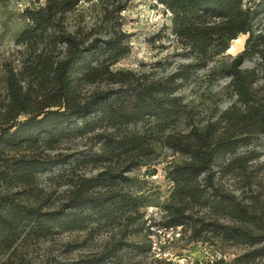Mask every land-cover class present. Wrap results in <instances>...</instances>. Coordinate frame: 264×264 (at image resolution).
<instances>
[{"label":"trees","instance_id":"trees-1","mask_svg":"<svg viewBox=\"0 0 264 264\" xmlns=\"http://www.w3.org/2000/svg\"><path fill=\"white\" fill-rule=\"evenodd\" d=\"M80 1L25 8L17 63L0 62V264H115L128 246L125 233L71 260L30 262L16 250L62 232L94 236L138 220L147 237L156 232L151 227L179 226L190 241L244 247L218 264H264V164L257 162L264 155V0H160L187 59L160 76L115 66L131 50L115 19L127 0L104 2L105 36L66 28ZM245 34L240 52L216 61ZM249 59L254 65L243 66ZM201 70L210 83L228 79L230 100L198 117L180 90ZM157 146L183 159L169 166L168 199L159 220L148 222L149 205L128 190L129 173L148 165ZM42 177L55 189L46 192Z\"/></svg>","mask_w":264,"mask_h":264},{"label":"rangeland","instance_id":"rangeland-1","mask_svg":"<svg viewBox=\"0 0 264 264\" xmlns=\"http://www.w3.org/2000/svg\"><path fill=\"white\" fill-rule=\"evenodd\" d=\"M105 1L81 0L73 12L66 14V28L73 31L78 26H83L86 30L94 29L99 35L105 36L110 26L109 23L101 21L102 6ZM44 2L45 0H0V62L11 60L17 63L19 56L17 51L22 47L15 43V36L27 25V21L21 14L25 8H35ZM115 19L120 23L122 30L128 34L131 48L130 53L121 58L116 67L155 72L157 76H160L171 72L178 63L187 60L181 55L180 46L170 34L169 14L164 10L160 0H127L125 9ZM259 26L264 28V18L261 19ZM246 37V34L240 35L237 41L233 40L229 49L216 61L229 60L240 52ZM254 62L255 59L245 60L243 66L251 67ZM206 72L199 71L195 81L180 90L184 99L196 109L198 117L206 116L216 105L226 106L230 100L224 90L228 79L220 78L210 83L206 78ZM2 77L3 72H0V91L3 86ZM78 148L79 150L88 149L89 144ZM181 159H183L181 154L174 153L166 147L157 146L156 153L148 160V165L135 168L129 173L134 181L129 184L128 190L141 194L144 203L149 205L145 208V216L149 208L157 212V215L155 213L146 217L148 222H150L149 218L159 220L163 210L162 205L167 201L171 187L166 172L170 165ZM257 162L264 164V155ZM84 173L90 175L94 171L86 170ZM40 181L46 192L55 189L54 185L44 177ZM221 183L226 188H231V181L228 178L223 179ZM61 190L59 189V192ZM144 226L138 220L127 227L100 231L94 236H89L86 232H62L48 239L23 244L16 250V255L18 259L23 257L30 262L45 261L47 258L71 260L99 252L108 241L115 242L121 238L122 233H125L124 239L127 240L128 246L119 251L121 261L114 263L152 264L156 256L147 247L151 242L148 241L149 237ZM180 233L183 237L178 239L167 237L163 232L150 233L153 241L161 246L159 253H162V260H165L157 261V264H166V262H169L168 264H218L217 260L220 258L231 263L232 259L244 250L243 246H229L222 244L219 240H215L214 243H211V240L190 241L187 237L188 231L182 229Z\"/></svg>","mask_w":264,"mask_h":264},{"label":"built area","instance_id":"built-area-1","mask_svg":"<svg viewBox=\"0 0 264 264\" xmlns=\"http://www.w3.org/2000/svg\"><path fill=\"white\" fill-rule=\"evenodd\" d=\"M149 212L146 213V217H149L151 214H155L157 215V212H153V209L152 208H149L148 210ZM152 230H155L156 233H160V232H163L167 235V237H170V238H179L180 236V227H176V228H169V229H156V228H153L151 227ZM152 235L150 234L149 235V241L151 242V250L153 251L154 255L156 256V258L158 259H162L161 258V255L162 253L160 254L159 253V250H161V246H158L157 243L155 241H153V239L151 238Z\"/></svg>","mask_w":264,"mask_h":264},{"label":"bare ground","instance_id":"bare-ground-1","mask_svg":"<svg viewBox=\"0 0 264 264\" xmlns=\"http://www.w3.org/2000/svg\"><path fill=\"white\" fill-rule=\"evenodd\" d=\"M238 39H235L234 41H237Z\"/></svg>","mask_w":264,"mask_h":264}]
</instances>
